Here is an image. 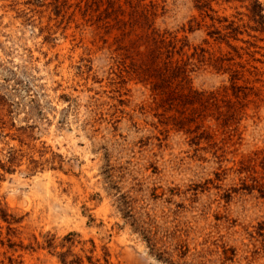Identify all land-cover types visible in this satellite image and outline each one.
<instances>
[{"label": "rangeland", "instance_id": "374dc122", "mask_svg": "<svg viewBox=\"0 0 264 264\" xmlns=\"http://www.w3.org/2000/svg\"><path fill=\"white\" fill-rule=\"evenodd\" d=\"M0 264H264V0H0Z\"/></svg>", "mask_w": 264, "mask_h": 264}, {"label": "trees", "instance_id": "16d2710c", "mask_svg": "<svg viewBox=\"0 0 264 264\" xmlns=\"http://www.w3.org/2000/svg\"><path fill=\"white\" fill-rule=\"evenodd\" d=\"M231 33H237V30H232ZM150 34L147 37L149 38L148 58L135 69L137 76L145 84L151 86L152 92L157 97L163 98L164 104L171 106L179 103L181 106L198 105L206 111L212 105L211 103L217 101V95L197 93L189 88L188 65L180 61H174L176 55L181 56V50L177 51L176 43L174 41L167 42L165 36L156 35L157 32L155 31ZM211 35H219V40L224 42H227L230 38V35H222L220 32ZM239 80V73L234 72L231 79L233 83L231 89L235 92L240 90L236 85ZM224 90L227 92L226 88ZM186 124L185 120L178 123L182 126Z\"/></svg>", "mask_w": 264, "mask_h": 264}]
</instances>
